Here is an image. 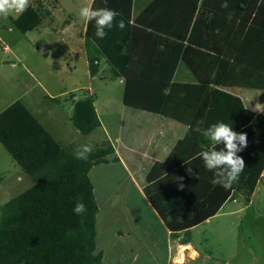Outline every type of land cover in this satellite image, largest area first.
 I'll list each match as a JSON object with an SVG mask.
<instances>
[{
  "label": "crops",
  "instance_id": "obj_1",
  "mask_svg": "<svg viewBox=\"0 0 264 264\" xmlns=\"http://www.w3.org/2000/svg\"><path fill=\"white\" fill-rule=\"evenodd\" d=\"M225 2L227 8L222 7ZM252 8L257 15L248 19ZM254 20L256 31L250 33ZM87 23L77 44L94 86L85 97L94 98L101 123L94 133H103L101 146L109 144L114 150L108 163L90 172L99 207L97 253L103 254L104 264H210V255L198 251L193 234L243 197L232 189L234 182L230 197L212 213L226 189L211 183L214 172L206 169L199 153L217 145L194 129L202 120V129L224 122L239 132L264 118V0H133L130 24L136 28L129 53L138 78L132 89L140 103L158 102L152 89L173 69L170 117L126 106V79L113 77L106 59L91 76ZM116 31L114 22L107 36ZM114 42L117 48L125 40L122 36ZM78 100L71 97L72 107ZM67 146L74 150L76 143ZM97 167L116 175L106 185L102 177L99 189L92 179ZM148 187L177 218L213 217L190 229H170L146 194Z\"/></svg>",
  "mask_w": 264,
  "mask_h": 264
},
{
  "label": "trees",
  "instance_id": "obj_2",
  "mask_svg": "<svg viewBox=\"0 0 264 264\" xmlns=\"http://www.w3.org/2000/svg\"><path fill=\"white\" fill-rule=\"evenodd\" d=\"M132 6L133 0H93L92 9L109 8L117 14L115 24L123 20L126 26L123 30L116 26V32L100 39L95 35V21H88L84 38L90 74L96 76L101 59H106L112 76L126 79V106L170 117L169 102L175 92L171 82L173 69L167 80L159 79L158 87L152 89V93L158 95V102L140 103L132 89L138 78L131 71L129 53L131 35L136 28L130 24ZM257 12L252 8L247 18L251 19ZM42 22L41 11L29 6L14 20V25L27 33ZM255 24V20L252 21L250 33L256 31ZM122 36L125 42L114 47V40ZM166 88L171 89L170 95L164 94ZM261 98L264 102V90ZM257 121L239 131L246 132L248 137V146L238 153L246 166L232 189L246 203L251 202L264 171V118L258 117ZM72 122L84 136L101 127L93 97L74 102ZM0 144L34 180L31 188L0 207V264H104L103 254L97 253L99 207L90 172L95 166L109 162L107 158L114 154L112 146H98L86 154V159H78L74 150L61 146L21 101L0 113ZM222 147L216 146L217 149ZM232 189H226L224 198L216 203L212 213L220 210ZM146 194L170 229H190L213 217L177 218L165 204H160L152 187L146 189ZM78 202L86 208L79 215L73 211ZM207 203L206 200L201 205Z\"/></svg>",
  "mask_w": 264,
  "mask_h": 264
},
{
  "label": "rangeland",
  "instance_id": "obj_3",
  "mask_svg": "<svg viewBox=\"0 0 264 264\" xmlns=\"http://www.w3.org/2000/svg\"><path fill=\"white\" fill-rule=\"evenodd\" d=\"M89 1L30 0L29 6L41 11L43 22L27 33L14 25L20 14L0 17V113L21 101L63 147L75 142L76 155L85 145L91 151L101 146L103 136L100 131L84 136L72 122L71 97L82 99L93 86L77 47L85 24L79 11ZM102 177L106 185L105 180L116 175L106 167L95 168L92 179L97 189ZM33 185L34 180L0 144V207ZM193 235L198 251L210 255V264H264V178L250 203L236 199Z\"/></svg>",
  "mask_w": 264,
  "mask_h": 264
},
{
  "label": "clouds",
  "instance_id": "obj_4",
  "mask_svg": "<svg viewBox=\"0 0 264 264\" xmlns=\"http://www.w3.org/2000/svg\"><path fill=\"white\" fill-rule=\"evenodd\" d=\"M30 0H0V17L7 18L12 14H22L29 7ZM222 7L227 8L225 2ZM80 17L85 21H95L96 37L103 39L107 35L106 29L113 27L116 13L109 8L92 9L84 6L79 11ZM231 13L228 19L231 20ZM119 29L125 28V22L120 20L117 25ZM165 95L171 94V89H164ZM203 121H197L195 131L202 134L212 143V145H223L222 148H207L199 153V157L203 160L204 166L209 171L214 172L211 183L220 185L225 189H230L236 182L245 168L244 159L238 155L248 146V137L246 132H236L233 127L224 122H218L210 125L206 129H202ZM91 148L87 145L77 152L78 159H86V153H90ZM191 171V170H190ZM86 210L82 202H78L73 211L76 214H82Z\"/></svg>",
  "mask_w": 264,
  "mask_h": 264
},
{
  "label": "water",
  "instance_id": "obj_5",
  "mask_svg": "<svg viewBox=\"0 0 264 264\" xmlns=\"http://www.w3.org/2000/svg\"><path fill=\"white\" fill-rule=\"evenodd\" d=\"M10 62H6V64H9Z\"/></svg>",
  "mask_w": 264,
  "mask_h": 264
}]
</instances>
